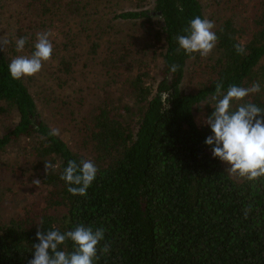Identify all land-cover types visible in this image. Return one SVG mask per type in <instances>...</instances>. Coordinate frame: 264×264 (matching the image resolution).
<instances>
[{
  "label": "trees",
  "instance_id": "obj_1",
  "mask_svg": "<svg viewBox=\"0 0 264 264\" xmlns=\"http://www.w3.org/2000/svg\"><path fill=\"white\" fill-rule=\"evenodd\" d=\"M3 1L0 264H28L38 230L79 225L105 230L93 264H264V177L229 175L205 143L217 83L226 93L258 82L245 101L264 109V0ZM196 16L215 22L207 57L177 41ZM49 30L52 57L38 73L45 89L38 74L13 79L11 60L30 56L37 33ZM241 42L246 54L235 51ZM53 127L59 136L49 135ZM81 159L98 168L86 196L60 179ZM45 161L57 167L47 174ZM14 179L24 186H10ZM36 179L40 201L5 215ZM105 243L110 251L101 253Z\"/></svg>",
  "mask_w": 264,
  "mask_h": 264
},
{
  "label": "clouds",
  "instance_id": "obj_2",
  "mask_svg": "<svg viewBox=\"0 0 264 264\" xmlns=\"http://www.w3.org/2000/svg\"><path fill=\"white\" fill-rule=\"evenodd\" d=\"M180 11L183 8L180 7ZM215 22L207 17L196 16L190 21L189 28L184 29L187 35L177 36L180 49L191 55L199 53L207 57L215 48L218 37L213 31ZM51 31L37 33L34 52L30 56L20 55L13 58L8 65L10 75L13 79L30 77L38 74L43 63L49 61L53 53V44L50 40ZM28 37H20L16 40L17 52L24 50ZM10 41L0 37V50ZM238 54H246L243 42L234 45ZM178 65L172 64L170 71L175 73ZM222 83L215 85V101L212 108L214 111L207 117L205 123L210 126L213 135L206 138L205 143L213 146L211 151L214 157L226 162L229 167L226 171L229 175L246 178L249 181L264 177V109L256 104L245 101L251 94L260 92V84L253 83L251 87L230 85L223 93ZM167 93L162 94L163 100H167ZM233 101L238 102L233 106ZM245 101L243 103H239ZM260 117V118H258ZM50 136H59L58 128H51ZM57 165L45 161V171L54 169ZM98 168L87 159H81L79 163L69 160L60 179L65 181L69 187L67 191L73 195H87V189L96 179ZM32 183L39 187V179ZM72 185H76L75 187ZM105 230L83 225L76 226L74 230L61 233L59 230H48L46 233L38 230L36 237L38 244H34V258L28 264H93L97 256V245L104 239ZM71 240L75 250L71 253L59 250L61 245ZM110 246L105 243L100 249L101 253H108Z\"/></svg>",
  "mask_w": 264,
  "mask_h": 264
},
{
  "label": "rangeland",
  "instance_id": "obj_3",
  "mask_svg": "<svg viewBox=\"0 0 264 264\" xmlns=\"http://www.w3.org/2000/svg\"><path fill=\"white\" fill-rule=\"evenodd\" d=\"M1 5H4V7H7L6 4L3 2L0 3V6ZM88 9L90 10H94L95 8L93 7H88ZM212 11L211 10H208V15H211L210 17L214 18L215 16L212 15ZM44 74H46L45 72H43ZM38 77L40 79V85H41V89H45V86L47 83L46 80H45V77L42 75H39L38 74ZM48 77V75H46V78ZM67 92H69V90H67ZM42 114L43 112L45 113L46 112V107L42 101V109H40ZM49 114V113H48ZM52 118V117H51ZM51 121L53 122V118L51 119ZM13 176L12 175H9L8 178H12ZM15 181L12 182V184L10 183V186H17V188H22V186H24V183H23V180L21 179H14ZM9 182H11L10 180H8ZM25 188V187H24ZM31 189L28 190V191H25L26 189H23L22 191L20 190V192H17L16 193V197L17 200H13L12 202H10L5 211H4V214L9 216V215H12V214H15L19 208L25 206V205H28L29 202H38L40 201V187H37L35 186L34 184H32V186L30 187ZM20 197H23V198H20Z\"/></svg>",
  "mask_w": 264,
  "mask_h": 264
}]
</instances>
